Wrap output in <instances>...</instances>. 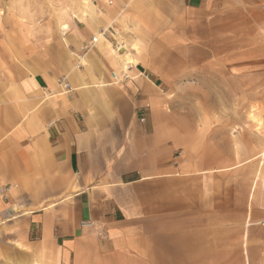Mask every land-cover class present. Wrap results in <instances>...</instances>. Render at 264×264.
Listing matches in <instances>:
<instances>
[{
  "label": "crops",
  "instance_id": "0c3cea01",
  "mask_svg": "<svg viewBox=\"0 0 264 264\" xmlns=\"http://www.w3.org/2000/svg\"><path fill=\"white\" fill-rule=\"evenodd\" d=\"M99 1L0 35V260L264 264V0Z\"/></svg>",
  "mask_w": 264,
  "mask_h": 264
},
{
  "label": "rangeland",
  "instance_id": "374dc122",
  "mask_svg": "<svg viewBox=\"0 0 264 264\" xmlns=\"http://www.w3.org/2000/svg\"><path fill=\"white\" fill-rule=\"evenodd\" d=\"M109 0H101L103 5H107ZM99 0H0V35L4 32V27H11L13 35H24L29 41L30 45L41 46L42 41H49L52 39L55 28L54 26L61 22L65 24L73 16L77 20L82 21L84 18L83 11L87 7V3L99 4ZM113 2V0H112ZM76 9V11H72ZM75 19V18H74ZM67 31L63 30V33ZM62 32V31H61ZM62 36L64 34H61ZM47 37V38H46ZM64 37V36H63ZM97 37V36H96ZM46 38V39H44ZM82 55V52L79 54ZM82 61V60H81ZM160 63L165 61H159ZM82 62L77 63L76 67ZM66 77L65 75L60 78ZM197 91L184 92L179 101H190L191 105L198 101ZM240 114V113H239ZM257 120L256 118L254 119ZM257 131H261V124H257ZM254 163L258 164V171L256 173L257 183L260 189L264 192V155L255 156ZM11 259L0 260V264H18Z\"/></svg>",
  "mask_w": 264,
  "mask_h": 264
},
{
  "label": "built area",
  "instance_id": "2783aa9c",
  "mask_svg": "<svg viewBox=\"0 0 264 264\" xmlns=\"http://www.w3.org/2000/svg\"><path fill=\"white\" fill-rule=\"evenodd\" d=\"M95 42H96V38H92L90 44L93 45ZM113 77H115V75H113ZM58 83L63 87V89L68 90V84L64 81V78L58 79ZM140 121L142 122L143 119H140ZM85 225H87V223Z\"/></svg>",
  "mask_w": 264,
  "mask_h": 264
},
{
  "label": "bare ground",
  "instance_id": "6f19581e",
  "mask_svg": "<svg viewBox=\"0 0 264 264\" xmlns=\"http://www.w3.org/2000/svg\"><path fill=\"white\" fill-rule=\"evenodd\" d=\"M98 37H99V36H98ZM96 41H97V39H96ZM130 64L132 65V63H126V64L124 65L125 70L129 68L128 66H129Z\"/></svg>",
  "mask_w": 264,
  "mask_h": 264
}]
</instances>
